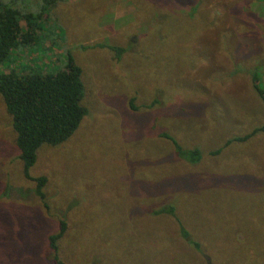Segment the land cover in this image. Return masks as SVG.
<instances>
[{
    "label": "rangeland",
    "instance_id": "rangeland-1",
    "mask_svg": "<svg viewBox=\"0 0 264 264\" xmlns=\"http://www.w3.org/2000/svg\"><path fill=\"white\" fill-rule=\"evenodd\" d=\"M45 14L42 41L0 71L53 72L70 53L85 115L65 142L36 152L29 175L46 178L43 209L0 100V264H51L45 240L60 219L65 264H194L169 244L174 225L151 215L165 201L214 240L219 264H264V135L223 146L262 123L250 74L264 90V0H56ZM231 229L239 246L225 243Z\"/></svg>",
    "mask_w": 264,
    "mask_h": 264
},
{
    "label": "trees",
    "instance_id": "trees-1",
    "mask_svg": "<svg viewBox=\"0 0 264 264\" xmlns=\"http://www.w3.org/2000/svg\"><path fill=\"white\" fill-rule=\"evenodd\" d=\"M55 1L40 0L39 7L35 12L30 13L22 9V0H0V65L14 61L11 58L13 52L17 53L21 48L32 49L40 43V40L42 41L43 38L40 39L37 30L41 28V22L45 21L42 16L46 15L45 13ZM20 21L24 22V28L20 26ZM92 47L107 49L116 54V57L124 52V49L106 44L98 43L90 48ZM59 68L51 72L42 71L35 65H31L19 73L14 72V68H9L6 72L0 71V100L5 114L10 119L21 175L23 179L33 182L34 195L43 209L46 205L42 187L46 178L29 175V170L36 160V152L41 147L50 148L65 142L85 115V109L80 105L83 91L81 71L70 53H66L62 67ZM250 78L252 88L263 105L262 123L253 127L247 136L226 140L224 147L233 140H245L256 133L264 135V90L259 86L256 69L253 68ZM177 151L179 155L187 156L191 163L198 158V152L195 149L184 151L178 148ZM219 152L220 150H214L210 154L218 155ZM1 191L4 192V188ZM171 204L168 201L160 204L153 203L150 211L154 217L164 216L169 228L174 225L178 238H172L170 232H167L169 244L183 246V254L190 249L193 256L188 254L187 258H194V264H204L203 253L208 254L210 264H219V259L214 257V251L217 249L209 251V245L214 240L199 232V228L195 231L190 230L188 223L180 214V206L176 203ZM174 207L179 216L174 215ZM65 229L64 220H57V231L46 237V248L51 254V264H65L58 258L57 249ZM232 229L229 240L225 243L230 246H239L240 243L234 238Z\"/></svg>",
    "mask_w": 264,
    "mask_h": 264
}]
</instances>
